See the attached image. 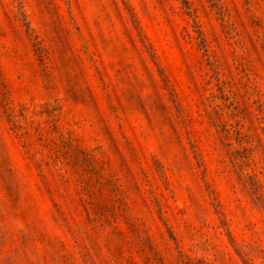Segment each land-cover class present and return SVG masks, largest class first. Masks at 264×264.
<instances>
[{
	"label": "rangeland",
	"instance_id": "obj_1",
	"mask_svg": "<svg viewBox=\"0 0 264 264\" xmlns=\"http://www.w3.org/2000/svg\"><path fill=\"white\" fill-rule=\"evenodd\" d=\"M0 264H264V0H0Z\"/></svg>",
	"mask_w": 264,
	"mask_h": 264
},
{
	"label": "trees",
	"instance_id": "obj_2",
	"mask_svg": "<svg viewBox=\"0 0 264 264\" xmlns=\"http://www.w3.org/2000/svg\"><path fill=\"white\" fill-rule=\"evenodd\" d=\"M123 2H124V4L126 5V8H127L128 12L130 13V15H131V17H132V21H133L134 25L137 27V23H136V19H135V17H134V13L131 11V9H130L128 3H127V1H123ZM58 210H60V208H58ZM87 210H88V213L91 214V212H90L91 208L88 207ZM32 227H33V226H32Z\"/></svg>",
	"mask_w": 264,
	"mask_h": 264
}]
</instances>
